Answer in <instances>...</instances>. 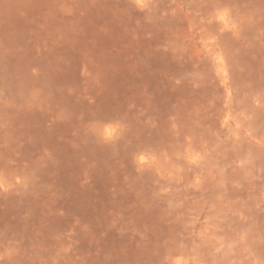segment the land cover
<instances>
[{
    "label": "rangeland",
    "instance_id": "374dc122",
    "mask_svg": "<svg viewBox=\"0 0 264 264\" xmlns=\"http://www.w3.org/2000/svg\"><path fill=\"white\" fill-rule=\"evenodd\" d=\"M0 0V264H264V0Z\"/></svg>",
    "mask_w": 264,
    "mask_h": 264
},
{
    "label": "snow or ice",
    "instance_id": "6c2138e0",
    "mask_svg": "<svg viewBox=\"0 0 264 264\" xmlns=\"http://www.w3.org/2000/svg\"><path fill=\"white\" fill-rule=\"evenodd\" d=\"M137 3H138L141 7L144 6L143 0H137Z\"/></svg>",
    "mask_w": 264,
    "mask_h": 264
}]
</instances>
